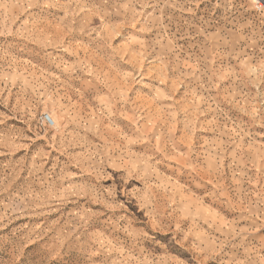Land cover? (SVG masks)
Wrapping results in <instances>:
<instances>
[{
	"label": "rangeland",
	"instance_id": "374dc122",
	"mask_svg": "<svg viewBox=\"0 0 264 264\" xmlns=\"http://www.w3.org/2000/svg\"><path fill=\"white\" fill-rule=\"evenodd\" d=\"M0 264H264V0H0Z\"/></svg>",
	"mask_w": 264,
	"mask_h": 264
},
{
	"label": "built area",
	"instance_id": "2783aa9c",
	"mask_svg": "<svg viewBox=\"0 0 264 264\" xmlns=\"http://www.w3.org/2000/svg\"><path fill=\"white\" fill-rule=\"evenodd\" d=\"M45 120H48V117H46Z\"/></svg>",
	"mask_w": 264,
	"mask_h": 264
},
{
	"label": "bare ground",
	"instance_id": "6f19581e",
	"mask_svg": "<svg viewBox=\"0 0 264 264\" xmlns=\"http://www.w3.org/2000/svg\"><path fill=\"white\" fill-rule=\"evenodd\" d=\"M54 122V120L52 121V123Z\"/></svg>",
	"mask_w": 264,
	"mask_h": 264
}]
</instances>
